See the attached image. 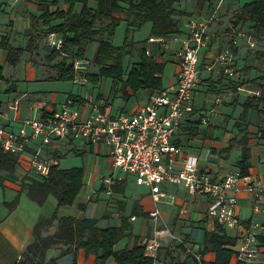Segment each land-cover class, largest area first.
<instances>
[{
    "label": "crops",
    "instance_id": "obj_1",
    "mask_svg": "<svg viewBox=\"0 0 264 264\" xmlns=\"http://www.w3.org/2000/svg\"><path fill=\"white\" fill-rule=\"evenodd\" d=\"M23 1L26 4L30 1L33 2L36 12L31 14L36 16L41 14V11L37 9V3L39 2L47 4L50 11H54L57 8L56 6H62V9L65 10L66 6L65 0H59L55 5L56 1L53 2L54 0ZM240 1L236 0L233 3V0H180L176 4V8L183 11L184 14L179 17V32L166 37H149L148 35L142 42V47L149 52L150 56L163 62L164 68L166 65L169 66L168 85H170L174 80L176 71V65L172 62L173 53L180 45V41L186 36L187 22L191 19L204 21L211 17L214 18L207 25V45L201 48L199 81L193 92L195 111L184 119L177 134L176 142L182 146L184 154H192L198 158L200 169L210 170L216 178H219L229 172H238L236 162L240 159L241 154L240 139L246 131V143L250 150L248 180L264 182V138L260 137V130L264 129V112L260 107L258 109L250 108L245 120L241 118L242 103L247 97L258 95L254 93L258 90L251 86V80L264 74V56L253 60L256 63L249 61L247 63L249 66L245 67L246 63L243 58L247 57V52L245 53L243 45H237V38H244V35L240 32L234 33L235 28L227 21L230 13H226V10H228L227 5L233 7L234 10L248 0L243 3H240ZM79 8L80 3L77 6L75 5L76 10ZM29 15L26 18H20L18 28L11 26L6 29L4 28L5 24H3L0 27V37L7 31L9 32L8 43L12 47L24 48L28 40L26 37L29 38L32 35L28 34L34 33ZM57 22H60V20H54L52 24ZM230 27L231 32H228L227 28ZM41 29L44 30L45 27L41 26ZM36 33L41 34L40 31ZM55 35L60 38L57 34ZM229 35L232 36V44H234H231L234 68V75L231 77L224 74L221 66L214 62V56L227 47L230 41ZM16 39L19 41L26 40H24V44H17ZM39 39L41 38L33 41L32 47L35 46L36 48L37 43H39V47L42 44L45 48L49 45L48 35H43L42 39ZM93 42L96 43L97 48V42ZM137 42L139 41H136L135 44H138ZM243 43H245V38L242 40ZM6 55V50L0 47V65L3 67V76L0 79V108L11 118L6 121L9 128H18L20 119L44 116L58 110L60 103L68 96L76 97L78 102L85 103L86 93H81L82 97L80 92H75L72 87L63 92L60 91V86H54L53 84H57L55 83L57 80L52 79V77L56 74L49 75L45 64H41V62L33 64L30 49L19 54L14 65L7 62ZM94 55L95 52L92 61ZM21 59L25 60V67L20 69L17 75L16 65L20 63ZM52 61L47 63L48 66L55 63L50 64ZM210 65L211 69L209 70L207 67ZM34 67H41L42 72L39 76L34 75ZM27 70H30V74H27ZM74 70L75 72L77 70L75 65ZM81 71L83 70H78V75L71 80L73 85L82 86L89 81L87 77L83 76V73H79ZM162 75L163 72L161 74L163 80ZM162 88H165L163 83ZM140 91L146 93H143L144 96L130 110L126 108L125 104H122L118 110H113L114 100H108L106 97L99 98L97 96L95 104L100 110L103 107L105 111H102L106 113H115L119 110L132 112L146 101L149 91L140 89L132 92L127 87L122 86L119 91L117 90L113 94V97L128 102L133 95ZM124 92H126V95ZM88 95L92 97L93 101V96ZM14 100L18 101L16 111L8 108ZM82 108L88 107L84 105ZM244 127H246V130H244ZM35 147L36 143L30 144L31 149ZM43 150L51 157L53 163L57 161L58 167L61 169L82 167L83 185L71 204L57 205L55 197L48 195L43 204L38 205L27 197L24 190H21L26 177L31 175L24 160L21 159L14 171L2 172V183L0 184V264H17L25 247L31 240L34 224L40 217H50L54 211L58 217L72 216L75 218L96 219V225L101 228L106 226L119 227L122 219L125 218L126 223L130 226V233L119 240L114 245V249L130 247L134 244L135 239L140 244L144 238L157 236L160 239V247L155 253L156 264L191 262L188 255L183 256L180 261L173 257L179 243L178 240L171 238V234L182 236L184 245L192 247L195 250L194 252L197 253L202 246L205 233L213 230L214 222L206 216L207 198L199 195L194 196L188 205L185 202L187 194L182 186L163 185L162 189L165 196L161 197L160 202H154L149 188L138 185L132 178L134 182L128 183L127 180L130 178L128 176L121 180L123 185L115 182L118 183L116 184L117 189H112L110 185L104 184L103 178L112 172L109 147L105 144L87 145L82 141L59 140L45 145ZM55 156H58V158H55ZM72 156L76 158V161L73 162L75 164H68V166L63 167L60 165L62 162L72 163V161H68ZM97 184H99V187H97ZM130 184L143 188H137L132 193H128L131 188ZM17 195H19V198L16 207L9 210L3 204V201L9 202ZM181 206H187V213L183 217L179 214ZM154 210L159 211L158 216L155 218L150 215ZM235 210L243 222L258 221L263 225L260 236L263 238L264 243V203L260 204L258 209H254L251 195L241 188L237 192ZM55 225L56 222L54 221L50 230H54ZM227 232L231 235L234 234L233 230H227ZM58 245L61 246V244ZM213 257V253H207L203 256V259L212 261ZM231 262H235L234 257ZM45 264L97 263L94 254H87L82 248L61 253L59 248L50 247L45 253ZM104 264L117 263L110 257Z\"/></svg>",
    "mask_w": 264,
    "mask_h": 264
},
{
    "label": "built area",
    "instance_id": "obj_2",
    "mask_svg": "<svg viewBox=\"0 0 264 264\" xmlns=\"http://www.w3.org/2000/svg\"><path fill=\"white\" fill-rule=\"evenodd\" d=\"M212 19L187 22L186 36L173 53L172 62L176 65L173 82L150 92L134 111L106 113L89 95L84 98V104L68 96L58 110L20 119L18 128L14 129L6 122L10 116L0 108V147L18 156L19 163L24 160L34 175L48 177L53 161L44 152L45 145L59 140L105 144L109 147L112 172L103 178L104 184L132 177L138 185L149 188L154 202H160L165 196L162 186L167 184L184 187L188 205L192 197L205 196L206 216L226 231H234L233 264H264V243L259 241L263 225L258 221L243 222L235 210L241 188L251 195L252 207L258 209L264 203V182L249 181L247 175L238 172L216 178L210 170L200 169L198 158L184 154L176 142L184 119L195 111L193 92L199 81L201 48L207 45V25ZM48 38L51 48L60 47L61 38L55 33H50ZM232 56L228 46L214 56V62L229 77L234 75ZM84 105L88 108H82ZM8 108L16 111L18 101H12ZM31 143H36V147L31 149ZM186 213L187 206H181L179 214L183 217ZM158 214V210L150 213L153 218ZM171 238L186 246L184 238L180 240L176 234H171ZM140 244L145 255L155 257L160 239L151 236L142 239ZM191 254L199 258L197 253Z\"/></svg>",
    "mask_w": 264,
    "mask_h": 264
},
{
    "label": "trees",
    "instance_id": "obj_3",
    "mask_svg": "<svg viewBox=\"0 0 264 264\" xmlns=\"http://www.w3.org/2000/svg\"><path fill=\"white\" fill-rule=\"evenodd\" d=\"M54 0L53 2H55ZM94 2V6L89 5ZM180 0H65L67 9L65 11L55 9L50 11L47 4L37 3V9L41 14L29 15L31 24L41 20L45 27V34L55 33L61 38L58 49L51 48L46 56L48 61L59 58L51 67L56 70L55 80H72L75 75L74 64L78 59L84 58L85 49L93 41L97 42L93 62L98 66V73L85 74L92 83H97L100 78H111L113 81L110 88L113 93L117 92V84L130 91L146 90L152 92L162 88L161 74L164 63L157 61L155 57L146 54L143 48L138 60L128 63L123 69V58L130 53L134 43L132 34L144 23L150 22L149 37H166L179 32V17L183 11L176 8ZM80 3V8L75 5ZM60 22L52 24V21ZM125 22V34L121 45H113L111 37L115 27ZM233 24L249 23L255 36H264V0H248L244 2L232 15ZM33 43L30 36L25 48H13L8 44L5 37H1L0 47L6 50V60L14 65L19 54L29 50ZM264 55V51L257 52L256 57ZM3 67L0 65V79ZM124 75V76H123ZM264 76L251 80V86L258 90V95L247 97L242 103V120H245L250 108L264 112ZM102 110L104 108L102 107ZM105 111V110H104ZM246 130V127H244ZM247 132L241 137L240 159L236 162L238 173L242 176L248 175L250 166V150L246 143ZM260 137L264 138V129L260 130ZM58 158V156H55ZM57 160V159H56ZM19 164L18 156L5 152L0 147V184L1 173L14 171ZM123 185V181L118 182ZM110 188L117 189L116 184ZM83 185V168L71 167L61 169L57 161L52 164L48 177H39L31 174L26 177L21 190L27 197L38 205H42L48 195L55 197L57 205L71 204ZM19 195L11 201H3V204L12 210L18 203ZM107 215L105 214V217ZM54 221L56 225L52 232H48ZM97 220L91 218H75L72 216L58 217L54 211L48 218L40 217L34 224L31 240L22 253L23 264H45V253L54 245L65 244L66 248L61 251L69 252L73 249L82 248L87 254L95 256L97 264H104L108 258H113L117 264H155V257L144 254V247L137 243L130 247L114 249V245L130 233V226L126 219H122L119 227L106 226L104 228L96 225ZM259 241L263 238L259 236ZM236 238L229 234L219 223L214 221L212 231L206 232L202 246L198 249L196 258L188 254L190 263L181 264H233L231 262ZM264 246V245H263ZM213 253L212 261H205L203 256ZM163 264H176L166 263Z\"/></svg>",
    "mask_w": 264,
    "mask_h": 264
},
{
    "label": "rangeland",
    "instance_id": "obj_4",
    "mask_svg": "<svg viewBox=\"0 0 264 264\" xmlns=\"http://www.w3.org/2000/svg\"><path fill=\"white\" fill-rule=\"evenodd\" d=\"M61 1V0H60ZM64 1V0H62ZM229 1V0H228ZM235 3L236 0H233ZM245 0H241L240 3H243ZM57 2H59V0H56V2L54 3L57 4ZM29 3V4H28ZM27 4L23 1V0H0V5H1V9H0V27L5 24L6 29L10 28L11 26H14V28H18L19 27V23H20V18L24 17H28L29 14L31 13H35L36 12V7L34 6L33 2L30 1ZM232 3V2H231ZM66 4V2H65ZM78 5V3L76 4V6ZM89 5L94 6V2L89 1ZM236 5V4H234ZM58 10H63L62 6H56ZM228 10H226V13H230L229 17L227 18V21H229L230 25H232L235 28V32L237 34V32H240L242 35H244L245 38V43L242 44V40H244V38H237V45L241 46L243 45L245 47V53L247 52V57L243 58V60H245V67L247 68L249 65H247V63H249V61H253L256 60L260 57H256V53L257 52H261L264 51V36H255L254 31L250 28V24L249 23H238V24H233L232 21V15L236 12V10H238V8L233 10V7H230L229 5H227ZM235 7V6H234ZM67 9V4L65 6V10ZM63 10V11H65ZM225 15V14H222ZM222 23V22H220ZM227 25V24H226ZM229 25V26H230ZM41 20L37 21L35 23V25H31V27L34 30V33H30L28 35H32L31 37L33 38V41H36L37 38H41L44 36H47L44 32L45 30L41 29ZM150 26L151 24L148 23H144L138 30L134 31L132 34V40H133V47L130 49V53L129 55L126 57H124L123 60V69L125 70L129 64L131 62H135L138 60V57L140 55L141 50L143 49V44L142 42L148 37L149 35V30H150ZM228 27V26H227ZM125 23L123 21H121L114 30V34L112 35L111 38V42L113 45H121L123 42V38H124V34H125ZM231 27L227 28L228 32H231ZM37 31H40L41 34L36 33ZM4 32V31H3ZM49 35V34H48ZM230 36V35H229ZM228 36V37H229ZM1 37H5L7 39V41H9V32H5L4 35H2ZM0 37V40H1ZM232 36H230V41L227 44V46L232 49L231 44L233 43V40L231 39ZM26 39H28V37H26ZM26 39H22V41H19L18 39H16V43L17 44H24V40ZM39 39V40H41ZM136 41L138 44H135ZM252 43V45H251ZM9 44V43H8ZM33 44V43H32ZM10 45V44H9ZM234 45V44H232ZM11 46V45H10ZM33 45H31L30 47V57H31V61L33 62V64H39L41 62V64H45L46 67V71L49 75H54L56 74V71L51 67L48 66V60H46V56L49 54L51 47L49 45L46 46V48L43 46V44L39 47V43H37L36 48L35 46L32 47ZM12 47V46H11ZM19 47V46H17ZM16 48V47H13ZM22 48V47H20ZM25 48V47H24ZM33 50H32V49ZM95 48H96V43L95 42H91L90 44L87 45L86 49H85V53H84V58L83 59H79L76 63V72L75 75H78V70H83L81 72H79L80 74L85 73V74H90V73H98V66L92 61V57L93 54L95 52ZM36 49V50H34ZM47 52V53H46ZM22 53V52H21ZM20 53V54H21ZM264 56V55H262ZM28 57V56H27ZM59 58H55L51 63H54L58 60ZM254 63H256L255 61H253ZM25 67V60L21 59L20 63L16 65V74L18 75L20 72V69H23ZM41 67H34V75L39 76L41 73ZM264 73V72H263ZM27 74H30V70H27ZM32 74V73H31ZM168 74H169V66L166 65L163 71V80L162 83L164 85V87L168 86ZM254 74V73H253ZM124 76V75H123ZM264 76V74H261L257 77H261ZM256 78V77H255ZM71 80H57L55 83L57 84H53L54 86H60V91L65 92L68 91L69 89H71V87L74 89L75 92H80L81 93H86V95L91 94L93 96V101H95V98H97V96H99V98H108V100H114L113 101V110H118L120 108V106L123 104H125L126 108L128 110L131 109V107L141 98L144 96V94L146 93L144 92H138L136 95H133L128 102L123 101L121 98L118 97H113L114 93L113 91H111V87L113 84V81L111 78H100L98 80L97 83H92L90 80L85 84V85H73ZM262 81L264 83V80H259ZM122 88V82L117 84V90L119 91ZM144 93V94H143ZM124 94L126 95V92H124ZM81 96L83 97V95L81 94ZM68 161H72V163L69 162H62L60 165L63 166H68V164H75L73 162L76 161V158H74V156L70 157L68 159ZM33 174V173H31ZM132 177H130L127 182L128 183H133L134 181L131 179ZM131 188L128 190V193H132L134 190H136L137 188H143V187H137L135 184H130ZM97 187H99V184H97ZM163 205V204H161ZM164 207V206H163ZM52 232V230H49L48 232H44L43 234H47ZM179 236V235H178ZM180 240L183 238L182 236H179ZM63 245V246H62ZM54 248H59L60 251H62L63 249L66 248L65 244H61L60 245H54L52 246ZM176 248H178L177 250H175V254H173V257H176L179 261L180 259H182L183 256H187L188 254L191 253H195L194 249L190 246H181V244H179V246H176ZM180 263V262H179ZM17 264H23V257L21 256L19 258V260L17 261Z\"/></svg>",
    "mask_w": 264,
    "mask_h": 264
}]
</instances>
